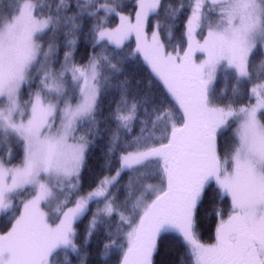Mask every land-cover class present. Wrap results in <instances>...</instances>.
Segmentation results:
<instances>
[{
  "label": "snow or ice",
  "instance_id": "6c2138e0",
  "mask_svg": "<svg viewBox=\"0 0 264 264\" xmlns=\"http://www.w3.org/2000/svg\"><path fill=\"white\" fill-rule=\"evenodd\" d=\"M0 264H264V0H0Z\"/></svg>",
  "mask_w": 264,
  "mask_h": 264
}]
</instances>
